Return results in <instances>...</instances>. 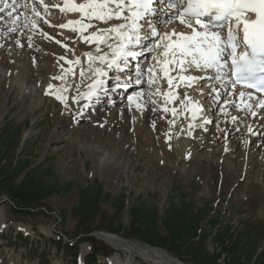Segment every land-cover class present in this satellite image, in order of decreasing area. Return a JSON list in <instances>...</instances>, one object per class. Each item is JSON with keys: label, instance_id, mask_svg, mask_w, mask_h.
I'll list each match as a JSON object with an SVG mask.
<instances>
[{"label": "rangeland", "instance_id": "rangeland-1", "mask_svg": "<svg viewBox=\"0 0 264 264\" xmlns=\"http://www.w3.org/2000/svg\"><path fill=\"white\" fill-rule=\"evenodd\" d=\"M13 38L0 35V264L147 263L115 255L92 232L165 248L184 264H264L263 145L222 143L218 133L204 144L186 135L189 146L179 140L169 150L162 126L149 127L124 103L71 128L55 86H46L59 37L39 38L45 51L33 60L22 50L32 45ZM138 120L150 135L138 133Z\"/></svg>", "mask_w": 264, "mask_h": 264}, {"label": "snow or ice", "instance_id": "snow-or-ice-1", "mask_svg": "<svg viewBox=\"0 0 264 264\" xmlns=\"http://www.w3.org/2000/svg\"><path fill=\"white\" fill-rule=\"evenodd\" d=\"M39 3L47 12L49 5L45 4L44 0H39ZM0 4L3 5L0 7V13L11 9L6 12V16L12 24L20 21L21 14H17L18 8L27 10L30 7L34 17L40 15L36 4L29 5L26 0L23 4L17 3V0H12L11 4L7 0H0ZM157 4L161 5L159 11ZM51 7H58L62 12L80 13L79 20H69L60 27H72L73 31L81 33L93 27L91 23L93 20L105 23L112 20L121 21L107 28H96L90 35H82L81 38L87 43L96 45V54L84 53L89 62L87 71L92 73V77H88L92 79V83L87 86V92L78 91V95L73 97L75 100L84 99L90 102L104 84L101 77L107 74L105 69L119 67L120 62L126 66L130 57L140 54L133 46L142 45L144 41H149L151 47L145 45L142 50L157 53L162 49L153 56L154 64L148 67L147 83L149 86L157 83L160 77L157 76L156 70L159 69L163 77L167 78L170 89L168 92L161 93L157 87L155 92L149 93L150 96L162 94L166 100L176 98V94L171 89L179 86V82L174 85L173 81L177 77L170 75V72L176 68H179L177 73L179 81L185 82L188 87L203 78L185 75L190 69H199L205 73L208 70H214L210 78L221 82L227 79L233 91H236L237 85H242L239 96L242 98L243 106L249 110L253 107L249 103L253 93L246 92L244 89H255L256 92L264 93V0H82L81 3L65 0L63 7L58 4H53ZM161 12L167 14L169 18L167 21L160 22L171 23L172 20H178L190 31L177 32L172 29L171 32L161 34L158 31V23L154 22V18H158ZM85 18L87 23L84 22ZM4 20L5 15H0V21ZM28 22V16L24 15L25 27ZM31 24L36 25L34 18L31 19ZM11 30L16 31L15 28ZM110 41L113 42L110 43ZM101 44L107 46V52L102 50ZM97 61L99 65L94 66ZM68 63L70 65L80 64L81 59L77 57L76 60L68 61ZM71 72L72 69L69 68L55 79L66 80L68 73ZM79 74L81 78H85L86 70L82 68ZM142 75L140 73L137 76L136 84L142 83L140 78ZM48 87L52 88L53 85L49 84ZM63 91H67V88L62 87L53 93L57 100H67V97L61 94ZM141 96L142 93H135L136 98ZM245 97L247 99H244ZM219 98V93H217L215 99ZM128 99L131 102L134 97L129 96ZM185 100L191 103V98L187 94H185ZM184 102L182 100L181 104ZM225 103L232 102L225 101ZM256 106L264 108V98H258ZM83 107H88V104L86 103ZM136 107L143 108V105L137 103ZM193 107L194 119L200 109L195 107V104ZM82 111L83 108L76 115L79 116ZM164 111L167 112L169 109L165 107ZM171 111L173 115L176 114L175 108ZM221 111L226 112L227 110L221 108ZM251 114L255 116L257 113L253 111ZM237 119L235 116L232 117L233 121ZM206 123H211V121H206ZM249 131L251 132L252 129L249 128ZM189 135H191L190 132Z\"/></svg>", "mask_w": 264, "mask_h": 264}, {"label": "bare ground", "instance_id": "bare-ground-1", "mask_svg": "<svg viewBox=\"0 0 264 264\" xmlns=\"http://www.w3.org/2000/svg\"><path fill=\"white\" fill-rule=\"evenodd\" d=\"M7 2L11 4L12 0H7ZM26 2L29 5L35 3L37 7V11L40 12V15L38 17H34L31 12L30 7L27 10L24 8H18L17 14H21L20 21H18L16 24H12L9 20L7 25L0 27V32H2V28L4 27L3 29L6 28L8 32H11V33L18 32L20 36L23 34L21 37L19 36L20 40H23L24 38V44L26 45V47L29 48L30 44L32 45V47L29 48L30 50H27L26 48H23L22 50L26 52L28 56L31 55L29 57L33 60V58L37 56V53H39V51H45L43 44H42V47L39 46L40 40L42 43H44L43 39H39V38H44L48 41L52 39V37L49 38L50 36L48 34L47 27L57 28L59 34H61L62 36L64 35L63 36L64 39L65 38L67 39V36H68L67 30L72 27H69L68 29H63L60 27V25L67 23L69 20L75 21L79 16H81V14L78 12H62L60 8L58 7H51V5L53 4H58L61 6L60 0H44V3L49 5L47 12H45L43 6L39 3V0H26ZM77 2L81 3L82 0H79ZM17 3L23 4L25 3V0H17ZM2 6L3 5L0 4V7ZM156 7L159 11L161 5L157 4ZM10 10L11 9H6L5 13H0V15H5V18L9 19L6 16V12ZM24 15H27L29 19L27 27L24 26ZM56 15L58 16L56 17ZM61 17H63L62 21L59 20ZM33 18L36 20L35 26L31 24V19ZM168 18H169L168 15L163 12L160 13L158 18H154V22L158 23V31L161 34H163L164 32H171L172 29H175L177 32L186 30L184 28L185 27L184 25L177 26L175 25L173 20L171 21V23L160 22V21H167ZM119 22L121 21L112 20V21H108L107 23H105V22L93 20L91 22L93 27L86 29L84 31L86 33L84 32L81 33L78 31L77 43H75L74 41L64 42V40H61L58 43L54 39L51 40L53 42L55 41L58 47H60L61 49L57 47L55 49L54 53H59V56H55V67L51 69L52 73H50L51 75L54 74L55 76H51L50 78H47L50 80L49 81L46 80L48 81L46 82V86L48 87L49 84H51L55 86L56 90L61 89L62 87L67 88V91H63L61 93L62 95L67 97V100L66 101L60 100V102L62 103L63 111L70 113L69 119H70L71 128L77 127L76 125L78 123L77 122L78 120L77 119L72 120V118L77 117L76 113L80 111L81 108H83V111L81 114H83L85 119H89V118L94 117L92 114L90 115V112L94 114H98L101 110L105 109L106 107L114 108L124 102V104H126L129 107V108L128 107L126 108L133 110L135 115L139 117L140 115H142L140 118L142 119V117H144V119H146L149 122L148 123L149 127H153V126L161 127L162 126V129L165 131L166 135L170 137L169 141L165 144V147L168 146L169 150L176 148L177 146H178V149L181 148L179 147L180 145L177 144L179 140L181 141L183 140L182 141L183 144L189 146L188 144H190V141L188 143V140H187L186 141L187 144L184 143L186 140L185 138L186 135H188L192 139V141L195 140V142L197 143L202 142L204 144V141L208 139H211V138L213 139L214 137L217 138L215 135L218 133H221V136L223 138L222 143L223 141H225L226 143L229 142V140H231V137H232V138H237L240 144L242 142L247 143L249 141L252 143L253 141H255L256 147H260L262 145L264 146V108L257 109L256 102L254 103L253 98L249 100V103L253 105L252 109L249 110L248 108L244 107L242 104V98L239 96V91H236L233 93H231V91H226V87H227L226 80L227 79L221 82L219 80L210 78L213 75L210 73V70L205 73V72L200 71L199 69H190L187 72L189 75L200 76L203 78L193 83L191 87L186 86V84H182V87H181V89H183L182 95L181 96L179 95V97L174 103H171L168 100H166L165 96L162 94L150 96L149 93L155 92L156 88L158 87L156 85L158 81L156 84H153L152 86H149V84L147 83L148 67L150 66V64L147 63V57H150L152 60V63H154L153 56L157 55L159 51H162V49L158 50L157 53H152L147 50H142L144 49L145 45H147L148 47H151V43L149 41H145L142 45L133 46L134 49L140 53L138 56H140L142 60L141 70L139 72V74L140 73L143 74L140 77L142 80L141 84L135 83V80L137 77L134 76L135 73L133 72V69L125 70V68H127V65L124 66V69H123L122 66L125 64L123 62H120L119 67L105 69L107 74L101 77V79L104 81V84L101 86V88L98 89L97 95H94L90 102L88 101V107L86 108L83 107L84 106L83 104L86 100L73 99V97H76L78 95V91L87 92L88 91L87 86L92 83V79L88 78V77H92V73L90 71H87L89 62H88L87 57L84 55V53L92 52L95 55L96 45L94 43H87L85 40L81 38L82 35L83 36L90 35L91 32L96 30V28H107L111 26L112 24H116ZM73 27H76V26H73ZM12 28H15L16 32L12 31L11 30ZM19 29H22V30H19ZM51 32H53L52 35H56L57 37L58 32L55 29L52 28ZM112 42L113 41H110V43ZM72 43L73 45H71ZM78 43L82 45V49H79L77 45ZM16 45L18 46V44ZM101 48L105 52L108 51V48L106 45L101 44ZM18 50H21V49H18ZM25 55L26 54H24V56ZM61 57H64V59H61ZM77 57L81 59L80 64L70 65L68 63V61L76 60ZM96 65H99L98 61L96 62L94 66ZM61 66H63V68ZM69 68L72 69V72L68 73L66 80H61V79H57V81L54 80L55 77L60 76L63 71ZM82 68L86 70L85 78H81L79 74ZM38 69H39L38 66L35 65L34 70L38 71ZM58 69L59 70L61 69V71H58ZM32 73H33V70L29 68L28 73H27L28 76L31 75ZM1 76L2 78H4V80L6 77H8L5 74L4 76L3 75ZM118 84L120 86H117ZM56 90L53 93L57 92ZM35 91H37V88ZM42 92L41 91L39 92L40 99L35 104L36 106L40 104L42 100V96H44V94L43 95L41 94ZM118 92H120V97L113 98V95L117 94ZM137 92L142 93V96L140 98L135 97V93ZM160 92L164 93L163 91H160ZM193 93L200 95V97L202 98L197 99V100L193 99L192 98ZM217 93H219V97H220L218 100L215 99V96L217 95ZM185 94H187V96L191 98V103L188 100L184 99ZM129 96L134 97L133 101L131 102L129 101L128 99ZM244 99H247V97H245ZM182 100L185 101L184 104H181ZM202 100H205V101L201 103ZM225 101H231L232 103L226 104ZM137 103L142 104L143 108H137L136 107ZM188 103H190L191 108L193 107V104H195V107H198L200 109V111L196 113L194 119H193V112L185 111V108ZM237 105H240V107H237ZM165 107H167L169 111L165 112L164 111ZM173 108L176 109L175 115H173L171 111V109ZM221 108H225L227 111L222 112ZM253 111L257 113L255 116L251 114ZM110 115L106 114L104 118H106L108 121H111L112 119ZM233 116L237 117L238 119L236 121H233L232 120ZM170 121H173V122L170 123ZM206 121H211V123H206ZM140 122L141 121L138 120L137 121L138 125L136 126L138 133H140V131L144 132L145 130L144 128H141L142 125H140ZM207 125L210 126V127H207V129H210L209 131L210 135L208 134L209 136L208 138H206L203 135ZM92 128H90V130H92ZM249 128L252 129L251 132L249 131ZM241 130H243L245 133H243ZM189 132L191 133V135H189ZM80 133H81V130L78 132V134ZM144 134L150 135L151 133L148 131V132H144ZM193 136H195V139H193ZM53 140L55 141V135H53L50 138V141H53ZM214 142L215 141H212V144H214ZM231 142H237V141L235 139H232ZM236 147L232 145L228 146V148L231 150L235 149ZM256 147H255V150H257ZM208 151L206 153H209ZM246 163H247V160H246ZM179 173L183 175L186 174L183 171L181 172L179 171ZM0 218L1 219L4 218L1 211H0ZM96 235L99 239H103V241L105 240L109 244H111L112 248L114 249L116 253L115 255L117 256L120 253H124L128 255L129 257L133 256L134 258H140L144 261H147L146 264H183V263H180L175 256H173L171 253H169L168 251L164 249L153 248L152 246L145 245V244L142 245L141 243L130 241L118 235H114V234L107 233V232H100ZM86 249L87 248L85 246L82 247L83 254L86 251ZM12 257L13 256H10V260H12ZM119 259L120 258L118 257L113 258V260L118 263L120 262ZM122 264H125V263H122Z\"/></svg>", "mask_w": 264, "mask_h": 264}, {"label": "trees", "instance_id": "trees-1", "mask_svg": "<svg viewBox=\"0 0 264 264\" xmlns=\"http://www.w3.org/2000/svg\"><path fill=\"white\" fill-rule=\"evenodd\" d=\"M24 198H25V197H24ZM20 201H24L26 204H29V203H30L31 201H33V200H31V199H30V200H25V199L21 198ZM31 209H32V207H28L26 210L29 211V210H31ZM259 254H261V252H260Z\"/></svg>", "mask_w": 264, "mask_h": 264}, {"label": "water", "instance_id": "water-1", "mask_svg": "<svg viewBox=\"0 0 264 264\" xmlns=\"http://www.w3.org/2000/svg\"><path fill=\"white\" fill-rule=\"evenodd\" d=\"M97 233H94V235L96 236Z\"/></svg>", "mask_w": 264, "mask_h": 264}]
</instances>
